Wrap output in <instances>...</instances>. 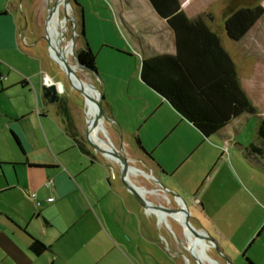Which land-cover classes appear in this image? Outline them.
<instances>
[{"label": "crops", "instance_id": "obj_1", "mask_svg": "<svg viewBox=\"0 0 264 264\" xmlns=\"http://www.w3.org/2000/svg\"><path fill=\"white\" fill-rule=\"evenodd\" d=\"M114 1L119 7L120 18L128 31L136 37L135 50L141 60L149 54L176 53L174 31L165 19L159 17L149 0ZM179 1L188 17L204 16L212 31L220 36L223 46L236 64L243 89L257 109L254 115L259 117L260 123L264 121V16L242 40L230 39L225 29V21L234 10L258 5L264 7V0ZM33 2L0 0V96H7L10 101L21 100L19 105L11 102L12 111L3 109L0 103V117H6L2 134L8 132L19 150V155L6 161L0 157V264H179L175 259L178 254H169L158 237L145 233L148 224L155 221L153 215L157 216L158 213L141 206L126 189L113 187V182H110L111 190L118 202L105 205L99 201L95 174L90 175L89 171L95 170V161H106L95 153L87 136L82 137L71 111L70 101L67 108L74 120L73 128L61 115V104L49 101L46 96L49 83H62L66 92L67 86L63 75L53 76L46 71L42 59L44 50L37 42L31 41L35 33ZM64 21L62 19V25ZM50 24L51 21L48 31ZM48 53L50 54L49 49ZM49 56L56 62L51 54ZM138 77L140 80L130 82L127 88L128 96L139 98L140 103L136 106L131 103L118 110L115 103L106 97V111L114 123L110 127L112 135H108L105 125L101 126L102 134L106 131L108 141L113 146L115 141L119 148L123 145L128 158H132L129 155L131 150L137 158L146 157L152 165L155 179L153 166L163 178L170 181L205 143L223 146L231 140H237L231 135L240 136L235 120L244 114L235 118L219 134L206 137L166 99L146 86L141 74ZM250 89L255 90L254 96ZM88 94L94 98L87 100V107L90 109L95 97L91 91ZM131 107H136L133 112ZM129 112H132L130 117ZM52 116L61 132L63 131L64 139L72 141L70 147L66 141L59 142L58 135L54 136L51 125L48 124ZM29 118L34 136H30L28 132L30 127L25 126ZM100 128L97 133L101 135ZM230 133L232 134L229 135ZM257 133L259 136V127ZM46 142L52 149V153H49L51 161L32 159L31 154L36 148L41 147L49 152ZM252 144L260 148L254 149L252 155L264 165V140L258 138ZM240 147L247 151L243 145ZM73 150L78 151L79 158L82 159L78 169L72 167L76 164V158L70 157L66 161L62 158ZM171 150L175 154L172 155L173 160L166 155ZM145 152L151 154V157ZM83 159L91 161L93 170H84ZM4 162L26 167L29 172H26L24 181L20 180L17 170H6L2 165ZM60 162H66L72 169L62 167ZM106 165L111 164L106 162ZM111 167L114 168L112 165ZM117 171L114 173L115 178L120 181ZM142 173L146 175V172ZM132 174L137 177L135 181ZM132 174L131 181L139 189H143L139 173L134 171ZM103 176L97 181L112 178L108 176L113 175L103 173ZM143 190L146 198L152 193L148 189ZM51 197L54 198L53 202L48 201ZM95 198L99 199L96 203ZM38 202L41 203L40 206ZM170 217L181 224L176 217L163 215H159V223L164 220L168 223ZM35 239L48 247L44 254H37L31 249ZM205 242L208 244L206 253L209 255L210 243ZM190 251L195 255L192 248ZM257 264H264V255Z\"/></svg>", "mask_w": 264, "mask_h": 264}, {"label": "rangeland", "instance_id": "obj_2", "mask_svg": "<svg viewBox=\"0 0 264 264\" xmlns=\"http://www.w3.org/2000/svg\"><path fill=\"white\" fill-rule=\"evenodd\" d=\"M31 1H34L32 8L34 10L32 12L35 16L33 20L35 21V33L32 35L31 41L37 42L44 50L42 59L46 71L53 76L61 74L65 77L64 82L67 86L68 94L65 96L70 101L71 111L74 114L76 123L79 125L80 133L82 137L86 138L89 117L86 98L80 91L73 89L64 69L54 62L48 53L49 44L46 39L45 20L56 0ZM71 6L73 14L70 16H74L78 24L76 31L80 34V36L78 34L77 41L74 44L75 53L78 54L79 50L86 48L88 43L95 53V57H97V74L77 67V75L88 85L91 86L93 84V88L104 95L102 104L105 111L107 110L106 97H109L115 103L118 110L122 109L124 105L131 103V105L136 106L139 98L128 96L127 88L130 82H135L137 79L140 80L138 74L140 75L141 72L142 60L135 50L136 37L128 31L124 21L120 18V10L117 3L114 0H72ZM65 13H67V10L62 6L61 20L64 19L65 21L61 30L66 36V39L61 42L62 46L65 42L71 40L75 29L74 24L65 19ZM83 23L85 34H82L81 30ZM49 37L51 38V30H49ZM68 56L72 64L77 66V59L73 50H70ZM254 89H250L252 96L255 93ZM19 90L21 91L22 87ZM19 101L21 103L20 99H12L10 101L7 96H0L2 108L7 111L8 109L12 111L11 102L17 105ZM131 108L133 112L136 107ZM132 112H129L128 117H130ZM30 123L29 118L26 120L25 126L30 127ZM48 124L51 125L54 136L58 135L57 139H59V142L65 143L64 133L63 131L61 132L53 116L48 121ZM3 125H6V117L4 115L0 117V136L3 135L0 137L2 138L0 140V157L3 161H6L19 155V150L8 132H3L2 134ZM104 125L108 135H112L110 128L113 126L112 122L104 119ZM259 125L260 122L257 115L244 114L241 118L235 120V127H237L240 136L236 137L235 134H229L232 138H237V140H231L223 146L205 143L183 164L170 181L163 178L154 166L153 170L157 182L140 173L138 175L141 177L143 189L159 191L157 195H147V198L156 204L176 209L180 207L177 198L183 200L190 213L194 228L198 229L202 234H206L208 238L215 242L216 246L210 245L208 253L219 264H227V261L232 264H251L249 259L254 264H257L264 255V165L256 160L251 151H246L240 147V145H243L245 149H249L250 145L256 143L258 138L264 140L258 136ZM100 129L101 138L108 140L102 134V127ZM28 132L30 136H34L33 128L30 127ZM218 141L221 142L220 140ZM66 142H68V147H70L72 141L67 140ZM46 143L49 152L41 147L36 148L31 154L32 159L38 158L51 161V154L49 153H52V149L49 146L50 144ZM116 143L115 141V146L119 149L118 143ZM54 144L56 145V142ZM94 149L102 160L109 162L115 169L119 170L114 160L104 156L96 148ZM131 151L129 154L132 157L131 166L152 175V165H150L149 160L144 156L137 158ZM166 155L173 160L172 155L175 154L171 150ZM70 157L76 158L77 165L73 164L72 167L75 166L78 169L82 161L79 158L78 151H69L62 156L64 161ZM143 161L147 163L146 166L142 164ZM83 162L84 170H93L90 160L83 159ZM106 162L97 163L95 161V170L89 171L90 175L95 174V188L100 197V200L95 198V203L99 200L105 205L118 202L111 190L110 182L115 183L114 185L112 184L115 188L126 189L121 179L118 181V178H115L114 173L117 170L112 168L111 165H106ZM60 163L66 169L71 168V165L66 164V162ZM2 165L6 170H17L21 181H24L26 172H29L26 167L24 168L20 164L12 165L4 162ZM21 172L23 174L20 175ZM103 173L113 176H108L112 178H105L103 181H97L99 177H104ZM132 176L135 181L137 177L134 174ZM164 188H167V190ZM152 194L154 193L152 192ZM153 216L156 219L154 218L155 221L148 224L146 235L158 237L169 254H178L175 259L179 264H199L189 249L190 244L184 227L172 217L169 218L168 223L164 220L160 224L159 215ZM197 242L199 243L198 240ZM198 243L196 244L198 245Z\"/></svg>", "mask_w": 264, "mask_h": 264}, {"label": "trees", "instance_id": "obj_3", "mask_svg": "<svg viewBox=\"0 0 264 264\" xmlns=\"http://www.w3.org/2000/svg\"><path fill=\"white\" fill-rule=\"evenodd\" d=\"M149 1L174 31L177 51L142 57L140 74L146 86L166 99L206 137L219 134L243 114H255L257 109L241 85L231 54L205 17H188L179 0ZM263 16L262 5L234 10L225 21L227 35L234 41L242 40ZM81 30L85 34L84 25ZM77 55L84 66L97 71V57L88 43ZM59 111L73 128L69 109L60 105ZM259 136L264 139V121L259 125ZM137 142L141 146L138 139ZM254 149L260 150L255 144L247 150ZM31 249L44 254L48 247L35 239ZM249 262L254 264L250 259Z\"/></svg>", "mask_w": 264, "mask_h": 264}, {"label": "water", "instance_id": "obj_4", "mask_svg": "<svg viewBox=\"0 0 264 264\" xmlns=\"http://www.w3.org/2000/svg\"><path fill=\"white\" fill-rule=\"evenodd\" d=\"M63 1V4H64V7L66 8L67 6H70L71 9H72V6H71V1L72 0H56L55 3L53 4L51 10L49 11L47 17H46V20H45V28H46V39L48 41V44H49V52L51 54V57L54 59L53 55H52V48H53V45H52V41L50 40V37H49V31H48V27H49V21L52 19L53 15L55 14V12L57 11L59 5L61 4V2ZM73 14V13H72ZM65 19L68 20V22H71L74 24L75 26V29H74V33H73V36L71 38V43H76L77 41V37H78V34L79 32L76 31L77 27H78V24L77 22L75 21V18L74 16H69V14L65 13ZM84 25V23H83ZM80 36V34H79ZM74 55H76V59H77V67H80V68H83L87 71H91L93 73H96L97 74V71L95 70H92V69H89L87 68L86 66H84L77 53H75ZM55 60V59H54ZM56 61V60H55ZM57 62V61H56ZM57 64L62 68L64 69V72L67 76V78L69 79L70 81V84L71 86L73 87V89L75 90H78L81 92V94H83V96L86 98V103H87V100L92 98L90 97V95L85 92V91H82V90H79L75 84H74V81H73V78H72V74L74 73V71L72 70L71 66L69 65L68 61L65 59L63 60V64H60L57 62ZM77 76V75H75ZM77 78L79 80H81L79 78V76H77ZM92 87V86H91ZM46 89L48 90V93H46L47 97L50 96V93H52V97H51V102H55L56 101V95H57V92L59 93H62L64 92V85L62 83H59L58 85H56L55 83H49V85H47ZM103 97L104 95L101 94L100 97L98 99H95L96 100V103H97V106H98V109H99V113L101 115V117L103 119H108L109 121H111L112 123H114V120L109 116L108 112L105 111V108H103V104H102V101H103ZM94 99V98H92ZM88 123H89V120H88ZM90 129H89V124H88V132H87V139H88V142L94 147L96 148L97 150L101 151V153L107 157V155H110L111 156V159L114 160L118 165L119 167V170H120V174H121V182L123 184V186L128 190V192H130L134 197L135 199L141 204V206H143L144 208H146L148 211H151V212H159V211H163V212H167V213H176V214H181L184 216V224L185 226L189 229V231L192 233V235H194L195 237L197 238H202V239H205L207 242L210 243V245H215V242L213 240H211L210 238H208V236L205 234H202V232H200L199 230L195 229L193 224H192V220L190 219V213L186 207V204L185 206L183 207H178L176 209H171V208H168V207H165V206H162V205H153L143 194L141 188L139 189V187H137L132 181H131V178H130V175H131V165H130V162H131V159L128 158V156L126 155V152H125V149H124V146L121 145L119 149H117L115 146L112 145L113 149L112 150H108V149H105V148H101L99 147L98 145H96L92 140L91 138L89 137L90 136ZM134 167V166H133ZM152 178H154L153 176V173H152ZM157 182V179H153ZM165 190H167V188H164ZM228 263L227 264H232L230 263V261H227ZM223 264V263H222Z\"/></svg>", "mask_w": 264, "mask_h": 264}, {"label": "bare ground", "instance_id": "obj_5", "mask_svg": "<svg viewBox=\"0 0 264 264\" xmlns=\"http://www.w3.org/2000/svg\"><path fill=\"white\" fill-rule=\"evenodd\" d=\"M64 6L63 1L61 2V4L59 5L57 11L55 12V14L53 15L50 24V30H51V38L50 40L52 41V55L54 57V59L60 63L63 64V60H67L69 65L71 66L72 70L74 71V73L72 74V78L74 81L75 86L82 91L85 92H93L95 99H98L100 97V92L96 91V89H94L93 87H91L90 85H88L87 83H85L83 80H79L77 78V66H75L74 64H72V62L68 59L70 50H73L74 54V43H71V40H69L68 42L64 43V45H61V42L64 40V34L61 30V25H62V20H61V7ZM67 10V13L70 15H72V11L71 8L69 6H67L65 8ZM49 21V22H50ZM79 72V71H78ZM77 75V76H75ZM93 85V84H92ZM88 120H89V129H90V138L91 140L98 145L101 148H105L108 150H112L113 147L112 145L109 143L108 140H105V138H101L100 134L97 133V130H99V128L104 125V119L101 117L100 113H99V109L96 103V100L93 104V106L88 110ZM103 130V128H102ZM105 137H107L106 135V131L104 133ZM108 158H111L110 155H107ZM138 172L141 173L142 175L146 176V177H151V175L147 174H143L141 170L131 166V174L132 172ZM145 173V172H144ZM149 177V178H150ZM155 179V178H152ZM144 196H145V191L143 189H141ZM154 192V191H153ZM152 194V193H151ZM146 197V196H145ZM148 199V198H147ZM179 202L181 204V207L185 206V203L183 202V200L181 198H178ZM149 200V199H148ZM150 201V200H149ZM151 202V201H150ZM159 215H163V216H174L178 219V221L181 222L182 226L184 227V230L186 232V235L188 237V242L190 244V249L192 248L194 251V256L195 258L198 260L199 264H219V262L215 259H213L211 256H209L206 253V247H207V243L205 242L204 239L202 238H197L194 235H192V233L189 231V229L185 226L184 224V216L181 214H176V213H167V212H163V211H159L156 212ZM168 220V219H167ZM170 227V226H169ZM195 227V226H194ZM198 230V229H197ZM196 240H199V245L196 244Z\"/></svg>", "mask_w": 264, "mask_h": 264}, {"label": "flooded vegetation", "instance_id": "obj_6", "mask_svg": "<svg viewBox=\"0 0 264 264\" xmlns=\"http://www.w3.org/2000/svg\"><path fill=\"white\" fill-rule=\"evenodd\" d=\"M51 10V9H50ZM75 44V43H74ZM46 93H48V90H46ZM62 94H64V95H62ZM65 95H68L67 94V92L64 90V92H62V93H59V92H57V95H56V101L58 102V103H60L61 105H62V107H67L68 105H69V99H68V97L67 96H65ZM51 97H52V93H50V96L49 97H47L48 99H49V101L51 100ZM95 158H96V156H95ZM132 161V160H131ZM142 161V160H141ZM142 164H144V166H146L147 165V163H145L144 161H143V163ZM130 165H131V162H130ZM118 170V169H117ZM118 173H119V175H120V177H121V174H120V170H118L117 171ZM147 175V174H146ZM148 176V175H147ZM154 176V175H153ZM150 177V176H149ZM121 179V178H120ZM154 191V192H153ZM151 192H153L154 194H151V195H157L158 194V190H152ZM151 201V200H150ZM151 203L153 204V205H161V204H156L154 201H151ZM163 206V205H162Z\"/></svg>", "mask_w": 264, "mask_h": 264}, {"label": "built area", "instance_id": "obj_7", "mask_svg": "<svg viewBox=\"0 0 264 264\" xmlns=\"http://www.w3.org/2000/svg\"><path fill=\"white\" fill-rule=\"evenodd\" d=\"M32 196H33V197H36V194H33ZM48 201H49V202H53V201H54V198L51 197V198L48 199ZM40 205H41V203L38 202V206H40Z\"/></svg>", "mask_w": 264, "mask_h": 264}]
</instances>
